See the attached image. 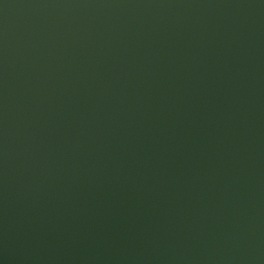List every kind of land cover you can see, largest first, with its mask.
I'll use <instances>...</instances> for the list:
<instances>
[{"label":"water","instance_id":"1","mask_svg":"<svg viewBox=\"0 0 264 264\" xmlns=\"http://www.w3.org/2000/svg\"><path fill=\"white\" fill-rule=\"evenodd\" d=\"M0 264H264V0H0Z\"/></svg>","mask_w":264,"mask_h":264}]
</instances>
